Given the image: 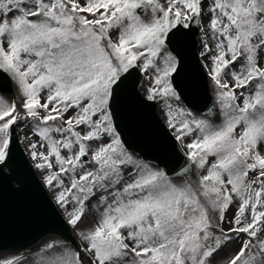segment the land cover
<instances>
[{
	"label": "snow or ice",
	"instance_id": "obj_1",
	"mask_svg": "<svg viewBox=\"0 0 264 264\" xmlns=\"http://www.w3.org/2000/svg\"><path fill=\"white\" fill-rule=\"evenodd\" d=\"M21 143L55 226L0 264H264V0H0V227Z\"/></svg>",
	"mask_w": 264,
	"mask_h": 264
},
{
	"label": "water",
	"instance_id": "obj_2",
	"mask_svg": "<svg viewBox=\"0 0 264 264\" xmlns=\"http://www.w3.org/2000/svg\"><path fill=\"white\" fill-rule=\"evenodd\" d=\"M195 45V39H193L190 55L193 57V63L197 64ZM204 81H206L205 77ZM140 83L141 77L136 84L137 91ZM205 99L209 107H211L212 102L209 92H207ZM125 131L129 143L145 151L147 155L156 154L149 147L152 141L162 136L171 138L156 115L155 105L146 100L144 101V106L140 109L137 122L129 126ZM18 151L22 155L19 148ZM27 165L28 171L22 172L17 177L25 185L24 191L19 194H9L6 198V223L4 227H0V249L13 250L36 245L55 226L51 221L49 212V205L51 207L53 205L36 179L28 162ZM14 184L15 181L12 183L13 188L16 187ZM22 219L27 220V226H21Z\"/></svg>",
	"mask_w": 264,
	"mask_h": 264
},
{
	"label": "rangeland",
	"instance_id": "obj_3",
	"mask_svg": "<svg viewBox=\"0 0 264 264\" xmlns=\"http://www.w3.org/2000/svg\"><path fill=\"white\" fill-rule=\"evenodd\" d=\"M199 51H200V43H199V40H198L197 54L199 53ZM205 71H206V70H205ZM148 86H149V80H148L147 76L144 75V80H143L142 86H141V88H140V91H141V93H142L143 96L146 95V90H147ZM209 91H210V95L212 96V92H211V89H210V88H209ZM155 103H156L157 106H158L157 113H158V115L160 116V118L162 119V121L165 123V115H166V113H165V110H164L163 101H161V100H157ZM165 124H166V123H165ZM166 126H167V125H166ZM17 134H18L17 137H18V140H19V139H20L19 129H17ZM21 146L23 147V149H24V151H25V153H26V155H27V157H28V154H27V150H26L25 145L21 143ZM28 159H29V161H30L31 164H32L31 159H30L29 157H28ZM34 170H35V169H34ZM54 171H55V170H54ZM35 172H36L37 177L39 178V180H40L41 183L43 184V176H42V173H41L40 171H37V170H35ZM43 186H44V184H43ZM44 187H45V186H44ZM45 189L47 190L49 196L51 197V196H52V193L49 191V189H48L47 187H45ZM42 240H43V239H42ZM42 240H41V241H42ZM41 241H40V242H41ZM0 254H2V255H8V256H11V255H12L11 252L0 253Z\"/></svg>",
	"mask_w": 264,
	"mask_h": 264
}]
</instances>
